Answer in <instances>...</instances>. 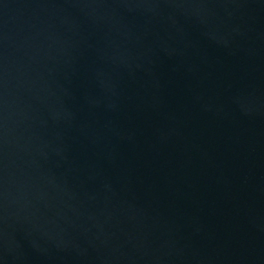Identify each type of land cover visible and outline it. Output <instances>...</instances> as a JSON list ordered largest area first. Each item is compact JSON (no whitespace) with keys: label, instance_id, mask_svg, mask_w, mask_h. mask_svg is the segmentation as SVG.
<instances>
[{"label":"water","instance_id":"obj_1","mask_svg":"<svg viewBox=\"0 0 264 264\" xmlns=\"http://www.w3.org/2000/svg\"><path fill=\"white\" fill-rule=\"evenodd\" d=\"M0 264H264V0H0Z\"/></svg>","mask_w":264,"mask_h":264}]
</instances>
